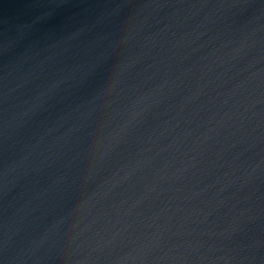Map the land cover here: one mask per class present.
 I'll return each mask as SVG.
<instances>
[{"label": "water", "instance_id": "obj_1", "mask_svg": "<svg viewBox=\"0 0 264 264\" xmlns=\"http://www.w3.org/2000/svg\"><path fill=\"white\" fill-rule=\"evenodd\" d=\"M264 217V0H0V264H205Z\"/></svg>", "mask_w": 264, "mask_h": 264}]
</instances>
